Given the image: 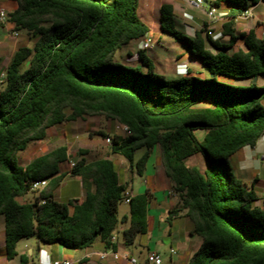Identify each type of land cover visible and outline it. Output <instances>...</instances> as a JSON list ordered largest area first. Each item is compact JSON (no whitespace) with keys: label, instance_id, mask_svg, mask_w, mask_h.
<instances>
[{"label":"trees","instance_id":"16d2710c","mask_svg":"<svg viewBox=\"0 0 264 264\" xmlns=\"http://www.w3.org/2000/svg\"><path fill=\"white\" fill-rule=\"evenodd\" d=\"M10 1L18 9L8 13V21L37 41L18 47L0 90V222L6 259H15L18 243L33 236L67 250L102 242L117 251L114 233H122L124 247L147 233L148 191L133 196L129 214L118 217L127 185L112 159L75 162L69 174L80 177L84 199L64 202L55 192L68 172V145L34 154L33 144L45 140L49 129L104 116L129 127L128 136H110V154L125 159L138 175L159 151L157 165L179 198L170 218L185 210L191 234L202 239L190 264H264V209L257 204L254 184L240 180L231 164L235 154L264 136V34L236 29V19L264 0L210 3L230 8L221 28L228 40H213L205 30L204 37L185 35L177 28L174 6L165 3L162 32L200 58L209 74L200 78L189 72L177 79L158 71L147 52L131 51L150 32L139 15L141 0ZM219 76L237 85L220 82ZM198 131L205 133L201 140ZM20 153L32 160L22 161ZM87 153L80 150L79 156ZM195 155L204 160V171L187 165ZM43 179L49 183L33 202L19 201L37 193L31 184Z\"/></svg>","mask_w":264,"mask_h":264},{"label":"crops","instance_id":"0c3cea01","mask_svg":"<svg viewBox=\"0 0 264 264\" xmlns=\"http://www.w3.org/2000/svg\"><path fill=\"white\" fill-rule=\"evenodd\" d=\"M143 1L144 2L142 4H141L142 0L140 2L139 15L141 19L146 24L149 25L150 31L152 27H154L153 25L150 24V20L153 21L155 19V11H156V6L158 3H159V18H160L161 7L165 3H171L174 6V9L176 12L177 24L180 23V24L190 26V27H197L200 21H203V23L205 24L207 20L205 11L209 7H213L210 4H208L207 0H204L205 4L208 6H204V9H201V11L203 12V15H197L191 11V9H195V8H193L192 6H190L183 0H163L162 4L159 2V0H143ZM143 6L145 7V16L147 18L141 15V10L142 8H144ZM214 8L216 9L217 14H219L221 18L215 24L212 25V29L213 31L217 30L219 32L221 31L223 24H225L229 20L228 13H229L230 8L227 5L225 6L221 5L220 7H214ZM1 9H6L8 13H12L18 9V3L15 1H10V0H0V10ZM256 15L258 18H261L264 16V2L256 5V7L254 8L253 18ZM188 16H190L191 18H189ZM247 21L248 20H241L238 17L236 19V29L240 32L256 30L258 34H264V30L262 33H260L257 28H253L247 25L245 23ZM258 22L259 24H263V21L261 19H259ZM241 23H243L244 25L241 26ZM14 29L15 27L11 23L9 24L0 23V75L2 72L7 70V67L12 59V56L15 53V51L18 49V47L26 44L25 39L20 38V36L22 35L21 34L22 31H18L19 36L17 38L12 35V31ZM224 39L228 40L227 38H224ZM239 47L246 50V47L243 42L239 44ZM156 54L163 59V71H160V72L163 73L169 79H177V78L183 77L189 72H192V73L197 72L201 74L202 78H206L209 76V74L205 70L192 69V63H191V58H190L191 54L187 50L177 54L176 55L177 59L175 60H168L165 58L164 55L162 56L159 52ZM193 75L195 74L193 73ZM240 83L242 84L243 82H240ZM0 90H1V86H0ZM97 131H103V130L96 129V131L94 132H97ZM112 131H114L112 134L116 133V128H114V126H112ZM196 134L200 140L205 135L204 132H197ZM109 152L110 150H108L107 153L109 154ZM154 153L150 156V159L146 165L144 175L142 176L139 175L141 180L143 179L142 180L143 183L139 184L137 188H135L134 180L136 178V175L138 174L137 172L132 170V167L125 159L121 157L113 156L111 154H109L106 157H102V158H110L116 163V168L120 175L121 182L127 185V190L130 191L133 196L144 194L147 191L149 192L150 201L148 205V231L146 233V235L150 236L146 244L148 247V253L151 251H156L160 255V248L158 247V245L159 243H162L164 246L166 245L170 246V251H169L170 260L169 261L171 262V264H190V261L192 260L195 252L197 251L198 247L202 244V239L198 236L191 234L192 223L186 217L185 210L180 211L177 215H174L172 219L170 218V212L174 208L179 207V198L173 191L172 183L166 178L165 175L162 176L163 171L157 165L159 151L156 150ZM259 154L261 155V159H262V157L264 156V136L257 142V144L254 147L247 146L242 151L234 155L237 157L239 156L238 163L240 164L245 163L244 167L240 169L242 172L241 174H245L247 172L248 166H246V164L250 162H254L257 159ZM20 155H22V153ZM69 155L71 156L70 152H69ZM32 157L33 156H31V158ZM193 157H198V155H195ZM232 159L233 157L231 158V161H233ZM70 160H71V157L67 165L65 164L64 166L65 169L66 168L68 169L67 175L65 176V178L63 179V181L61 182L57 190L58 191L60 190L61 185L65 183V180H67V178L69 177L76 178L78 181H80L81 193L79 196L73 197L69 200H78L81 202L84 199V189H83L80 177H72L69 174V171H70L69 164L70 162H73ZM198 168L201 171H204L206 166H204L203 169L200 167ZM235 175L240 180H242L239 177V175H237L236 173ZM146 176L152 180L151 187H150V182L148 180H145L147 178ZM161 180H163L164 184L169 187V191L167 195L169 199H172V200H168L169 202L166 203L167 204L166 207L163 206L162 209H161L162 204H164L163 201L161 202L159 201V198L155 197L156 183L157 181H161ZM129 182H131L130 187H129ZM254 189H255V183H254ZM57 190L55 192L56 198L58 200L66 202L64 199H62V197L60 196V193L57 192ZM152 202H154L153 205L155 206H152ZM258 203H259V206H261L264 209V197L260 198ZM161 210H163V213H162L163 218H164L163 221H162V215L161 214L158 215V212ZM128 214L129 212L126 215ZM177 221L184 222L185 227H184V230L180 231L181 233L172 231L173 223H176ZM127 226L128 224L121 225L119 229L123 230ZM162 226H163V230L161 231ZM157 231L158 232L161 231V235L158 238L154 239L153 235ZM114 237H115L114 241H118V243L120 244L117 252L122 256V258L119 260H115L112 256H108L105 259H100L99 256L95 254L92 256H89V254L91 253H101L107 250L104 243L102 242H97L92 248L87 249V250H67V249H64L60 245H52L50 246V248H43L40 245H38L34 249L31 248L29 258L25 255V253L23 252L20 253L18 249H17L18 255L15 258L17 257L20 258V264H35L36 258L38 259V264H52V262L54 261H70L72 264H129L123 257L127 255H131L133 257H136L140 263L142 264L146 263L147 255L145 256L141 254L136 255L133 250L129 249V247H124L122 245V242L120 241V237L118 233H114ZM174 243H176V248L173 247ZM42 250L44 251L43 253H42ZM171 250H175L176 254L172 255ZM40 254H42L41 258H40ZM177 256L178 258L174 260V257H177ZM22 260L24 261V263L22 262Z\"/></svg>","mask_w":264,"mask_h":264},{"label":"rangeland","instance_id":"374dc122","mask_svg":"<svg viewBox=\"0 0 264 264\" xmlns=\"http://www.w3.org/2000/svg\"><path fill=\"white\" fill-rule=\"evenodd\" d=\"M208 4L212 3L214 0H207ZM144 1L142 0L141 4ZM159 2L162 4L163 0H159ZM208 6V5H204ZM225 6V5H224ZM142 7V5H141ZM144 7V6H143ZM194 14L197 15H203V12L201 10L197 9H191ZM254 13V12H253ZM141 15L143 17L145 16V7L142 8L141 10ZM147 18V17H146ZM259 19L263 21V24H259ZM149 21V20H148ZM247 25L257 28L260 33L263 32L264 30V16L261 18H258L257 15L245 22ZM150 24L153 25L151 31L154 33L157 37H159V43L154 48L153 50L147 51L148 55L154 60L156 67L158 71H163V59L159 57L156 53H160L162 56L164 55L166 59L168 60H175L177 59L176 55L186 51V47L183 43L177 41L173 36H171L168 33H163L161 28H160V19H159V3L156 6V11H155V19L153 21L150 20ZM178 29L183 32L185 35L190 36V37H195L197 33H200L202 37H204V30H205V24L203 21H200L197 27H190L186 26L183 24H177ZM244 24L241 23V26ZM217 34H220L221 31H214ZM20 38H24L26 41V44L29 46H32L36 41L37 38L34 37L32 34L26 33V31L21 32ZM19 38V39H20ZM224 39V38H223ZM226 40V39H224ZM241 42H239L240 44ZM140 44V43H139ZM138 43H135L131 46V51L136 53L138 50H140V45ZM238 44V45H239ZM191 58V63H192V69L196 70H205L203 66V62L200 58L190 56ZM137 57H134L132 60L133 62H136ZM195 75L198 77L202 78L201 74L197 72H193ZM169 79V78H168ZM218 80L223 83L227 84H232V85H237L236 81L230 78L226 77H218ZM243 85H249V81H243ZM263 84V81L259 82V85ZM117 123H114L108 119H106L104 116H91L86 118L85 121L83 120H78V121H73V122H68L64 124L62 127H53L47 131V137L45 138L44 141H41L40 143H34L33 144V149H34V154L35 156L37 154H44L50 151L53 148H56L60 145L67 144L69 147V152L71 154V160L73 162H77L81 158H85L87 161H93L96 159H100L102 157H106L110 154L107 153L110 146V143H107L106 139L103 137H92L91 134L96 131V129L103 130L106 133H110L109 136L114 132L112 131V126H116ZM115 130V129H114ZM198 132H203V131H198ZM113 135V134H112ZM80 150L82 151H87L88 153L79 156ZM144 149L139 150L135 154V163L138 161V159L142 156L144 153ZM32 151H29L26 153L28 156ZM105 153V154H104ZM107 153V154H106ZM21 154V153H20ZM155 154V153H154ZM26 155H20L22 156L21 159L22 161H30L32 158H27ZM74 158V159H73ZM239 156H233V161H231L233 171L239 175V177L245 181L249 186H252V184L255 183V191L258 194L260 198L264 197V165L262 163L261 155L259 154L257 159L254 162L247 163L246 166H248V170L245 174H241V168L244 167L245 163H238L239 162ZM26 159V160H25ZM70 159V158H69ZM188 166H197L200 168H204L205 163L204 160L202 159L201 156L198 155V157H192L187 161ZM65 166V165H64ZM69 168H71V165L69 164ZM242 166V167H241ZM65 168V167H64ZM134 171L136 172V168L134 167ZM162 174V172H161ZM164 174H162L163 176ZM147 177V176H146ZM258 178V179H257ZM123 179V178H122ZM257 179V180H256ZM143 180V179H142ZM139 175H136V178L134 180V185L135 188L139 186V184L143 183ZM145 180H148L150 182V187L152 186V180L147 177ZM131 185V182H129V187ZM130 189V188H129ZM156 194L155 197L159 198V201H163L164 204H162L161 209L163 206L166 207V203L169 202L168 197V191L169 187L166 186L163 182L157 181L156 183V188H155ZM57 192L60 193V196L62 199L65 201H68L69 199L79 196L81 193V185L80 181H78L76 178H67L65 180V183L61 185L60 190ZM39 192L34 193L31 192L27 194L26 196L19 198V201L24 202V203H31L35 200V198L38 196ZM154 202H152V206ZM259 205V203L257 202ZM129 212V205L126 204L125 202H122L119 205V212H118V217L121 219L124 215H126ZM163 210L158 212V215H162V221H163ZM163 223V222H162ZM184 222L183 221H177L176 223H173L172 231L173 232H180L181 230H184ZM163 230V226L161 231ZM161 231H157L154 235L153 238L156 239L161 235ZM181 233V232H180ZM120 237V241L122 242V233H118ZM182 235V234H181ZM150 236L144 234V235H138L135 243L131 246H129V249L133 250L136 255H148V247H147V241ZM162 241V240H161ZM38 245H40L43 248H50V245L40 243L38 238L36 236L23 239L21 240L18 245L17 249L20 253H25V255L29 258L30 257V250L31 248L34 249ZM158 247L160 248V255L162 257V264H171L169 261L170 259V246L166 245L164 246L162 243H159ZM173 247L176 248V243L173 244ZM44 251L42 250V253ZM40 254V258H41ZM178 258L174 257V260ZM0 264H20V258L17 257L13 261H8L6 259L5 255V234H4V223L3 220L0 222ZM35 264H38V259H35Z\"/></svg>","mask_w":264,"mask_h":264},{"label":"built area","instance_id":"2783aa9c","mask_svg":"<svg viewBox=\"0 0 264 264\" xmlns=\"http://www.w3.org/2000/svg\"><path fill=\"white\" fill-rule=\"evenodd\" d=\"M183 1L186 2L187 4H189L190 6H192L193 8L197 9V10L204 9V5H205L204 0H183ZM255 7H256V5L249 7L247 10H245L243 12V14L241 16H239V18L241 20H249L250 18H253V16H254L253 12H254ZM205 12H206V16H207V20L205 22V33L207 34V36L211 37L213 40L222 39L223 35L221 33L220 34L215 33L212 29V25L215 24L221 18L219 16V14H217L216 9L214 7H209L208 9H206ZM188 17L191 18L190 16H188ZM0 23L1 24H9L10 23L8 21V11L6 9L0 10ZM12 35L17 38L19 36V33L16 29H14L12 31ZM158 43H159V37H157L152 32H148L143 37V39L140 41V50L145 51V52L153 50L154 48H156ZM5 79H6V71L2 72L0 75V86H2L4 84ZM115 128H116L115 134H117V135L128 136L131 134L128 126L117 123ZM106 141H107V143H111V137L110 136L107 137ZM262 163L264 165V156L262 157ZM70 165L72 168L75 165V162H70ZM48 183H49V179L34 181L31 184V189L33 191L40 192L41 190L46 188ZM132 197H133L132 193L127 190L124 194V202L126 204H129ZM43 203H44V201H43ZM114 238L115 237H113V240H114ZM94 254L98 255L100 259H105L108 256H112L115 260H119L122 258V256L117 251H114L112 249H107L101 253H91V254H89V256H92ZM171 254L172 255L176 254V251L171 250ZM123 258L129 264H142L139 262V260L136 257H133L131 255H127ZM52 264H72V263L70 261H54V262H52ZM145 264H162V258L156 251H151L147 255Z\"/></svg>","mask_w":264,"mask_h":264},{"label":"water","instance_id":"95a60500","mask_svg":"<svg viewBox=\"0 0 264 264\" xmlns=\"http://www.w3.org/2000/svg\"><path fill=\"white\" fill-rule=\"evenodd\" d=\"M215 75H212V77H214Z\"/></svg>","mask_w":264,"mask_h":264}]
</instances>
